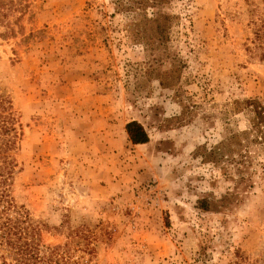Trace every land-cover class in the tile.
I'll return each instance as SVG.
<instances>
[{"label": "rangeland", "instance_id": "374dc122", "mask_svg": "<svg viewBox=\"0 0 264 264\" xmlns=\"http://www.w3.org/2000/svg\"><path fill=\"white\" fill-rule=\"evenodd\" d=\"M260 16L264 0H0V171L52 259L264 264V144L248 166L230 148L243 101L264 104Z\"/></svg>", "mask_w": 264, "mask_h": 264}, {"label": "trees", "instance_id": "16d2710c", "mask_svg": "<svg viewBox=\"0 0 264 264\" xmlns=\"http://www.w3.org/2000/svg\"><path fill=\"white\" fill-rule=\"evenodd\" d=\"M149 1L157 2V0ZM141 4L138 2V5ZM152 17L148 21L156 26V33L164 40L166 27H162L161 25L160 14L155 13ZM251 25V46H247V51L262 61L264 60V16L252 20ZM241 106V112L249 114L248 127L246 130L231 134L230 148H234L233 152L239 155L240 160L236 164L244 165L247 163L248 166L252 160L248 155L244 156L241 154L242 148L248 149L252 145L264 144V104L257 99L251 98L244 100ZM239 108L240 106L237 105L236 109L239 110ZM125 131L128 140L133 145L148 142V136L143 126L135 121L127 123ZM220 146L222 147V144ZM219 149L220 147H217L216 152ZM212 155H216L214 151ZM244 158H247V162H244ZM238 175H241V178H239L240 183L247 181V186H251L249 185L251 175L248 172L246 175L247 179L244 178L241 170H239ZM6 176L0 171V246L6 247L9 252L7 257L0 254L1 264H58L59 261L52 259V249L44 247L39 243L38 238H36L37 236L33 237L28 233V215L22 207H17L14 204L10 192L7 186H5L7 182L5 180ZM200 208L207 210V204L202 201ZM8 259H10V263H8Z\"/></svg>", "mask_w": 264, "mask_h": 264}]
</instances>
